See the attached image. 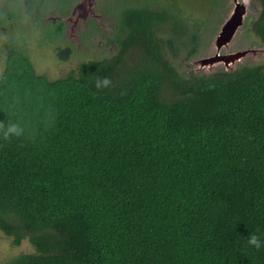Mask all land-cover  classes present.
<instances>
[{"label":"trees","instance_id":"16d2710c","mask_svg":"<svg viewBox=\"0 0 264 264\" xmlns=\"http://www.w3.org/2000/svg\"><path fill=\"white\" fill-rule=\"evenodd\" d=\"M122 15L116 50L63 76L5 60L0 125L24 134L0 137V229L33 249L5 264H264V63L195 70L197 34L183 55L164 14Z\"/></svg>","mask_w":264,"mask_h":264},{"label":"rangeland","instance_id":"374dc122","mask_svg":"<svg viewBox=\"0 0 264 264\" xmlns=\"http://www.w3.org/2000/svg\"><path fill=\"white\" fill-rule=\"evenodd\" d=\"M174 1L178 6V10L175 13L180 19L181 25L177 21L176 15H174L173 23L169 22L167 24H163L161 26V30L157 32V35L164 39L169 38L171 34L176 37L180 36V41L187 45L186 47L181 48L182 51L180 50L183 55H185L187 50L192 47L190 34L195 33L200 37L199 48L196 51L197 53L191 57L190 65L188 62H185V66H191L195 70H203L206 73H211L220 68L232 70L248 64L264 63V44L253 29V23L258 18L261 11V4L258 0H248L247 5L249 10L244 19L243 25L238 29L236 35L231 41L229 45L230 49L223 47L220 53L231 54L239 50L247 49H256L257 52L255 54H247V56L235 64L231 63L229 69L223 63L214 65L211 68H199V66L195 64V61L212 56L217 51L215 45L216 36H212L215 32L219 33L222 25L218 28L216 19H213L206 24L209 18L213 15V5L211 0ZM231 6V9L227 12L225 22L229 19L234 9V3ZM81 8H83V10ZM88 8H91V13H88ZM100 10L102 9L97 7L92 0H82V4H77L68 18L69 27L66 29L65 38V40L72 46L73 54L67 60L59 58L57 50L59 47L64 46V44H60L62 42H59L54 45L52 52L32 56L37 70L39 72L46 73L50 78L55 79L65 75L68 71L75 69L81 61L88 59H100L104 56L110 55L109 52L111 50L114 52L116 45H111L110 38L108 36L115 33L117 27L114 22L117 23V19L113 16L109 18L103 16V14L107 11L106 8H104L103 14ZM87 14H92L93 16L89 17L93 18V21H95L93 28L91 24L92 21H87L89 19L86 17ZM181 26L186 29L188 33L179 32L177 29L181 28ZM84 32L93 33V37L91 38L92 40L86 42V34ZM49 48L50 46L48 45L45 49ZM171 54L172 53L169 52V55ZM174 59L176 60V56ZM32 250L33 249L27 240H24L18 246L14 245L12 237L7 236L0 229V264H5L11 258L18 256L19 254L30 253Z\"/></svg>","mask_w":264,"mask_h":264},{"label":"flooded vegetation","instance_id":"af4514ba","mask_svg":"<svg viewBox=\"0 0 264 264\" xmlns=\"http://www.w3.org/2000/svg\"><path fill=\"white\" fill-rule=\"evenodd\" d=\"M92 1L97 7L102 9L100 10L102 14L104 8L107 9L105 13L108 14L104 13L103 16L108 18L113 16L117 19V23L114 22L117 27L115 33H120L118 30L119 27H126L125 23H123L124 17L122 15L124 9L145 8L146 10L164 14L165 17L163 18L165 19L158 23V26L156 27V35L157 32L161 30L163 24L169 22L173 23L174 15H176L177 21H180L175 13L178 10V6L174 0ZM258 1L261 4L260 0ZM211 2L213 5V15L209 18L206 24L213 19H216L218 28H220V26H223L225 23L227 18L226 15L228 10L231 9V5L234 3V8L236 2H242L247 5L248 0H211ZM77 4H82V0H0V74L3 71L6 58L14 51L28 53L32 59V56L52 52L54 45L62 42L60 44H64V46L71 50L70 58L73 54V48L65 40L66 29L69 27L68 18ZM90 9L91 8H88V13L90 12ZM247 10H249L248 5ZM86 17L88 19L93 16L92 14H87ZM90 20L92 21L91 24L93 28L95 21H93V18H89L87 21L90 22ZM84 33L86 34V42L92 40L93 33ZM217 34L218 33L215 32L212 37L217 36ZM113 35H109L108 37L110 38ZM48 45L50 48L45 49ZM111 45L113 46L115 44ZM110 52H112V50ZM61 59L63 60V58ZM33 63L35 65L34 61Z\"/></svg>","mask_w":264,"mask_h":264},{"label":"water","instance_id":"95a60500","mask_svg":"<svg viewBox=\"0 0 264 264\" xmlns=\"http://www.w3.org/2000/svg\"><path fill=\"white\" fill-rule=\"evenodd\" d=\"M81 9L83 10V8ZM247 12V5L245 3L236 2L235 8L233 9L229 19L223 24L219 33L216 36V53L212 56L201 58L195 61V64H197L199 68H211L214 65L223 63L229 69L231 63L235 64L236 62L240 61L242 58L247 56V54H255L257 52L256 49H247L239 50L231 54L220 53L223 47H227L230 49L229 45L233 40L234 36L236 35L238 29L243 25Z\"/></svg>","mask_w":264,"mask_h":264},{"label":"clouds","instance_id":"9594fccd","mask_svg":"<svg viewBox=\"0 0 264 264\" xmlns=\"http://www.w3.org/2000/svg\"><path fill=\"white\" fill-rule=\"evenodd\" d=\"M111 81L108 78L98 79L96 86L100 87H109ZM24 134V128L21 124L9 121L6 125H0V137L3 139L18 138ZM248 243L252 246L260 248L264 246V242L254 233L248 237Z\"/></svg>","mask_w":264,"mask_h":264},{"label":"bare ground","instance_id":"6f19581e","mask_svg":"<svg viewBox=\"0 0 264 264\" xmlns=\"http://www.w3.org/2000/svg\"><path fill=\"white\" fill-rule=\"evenodd\" d=\"M93 44V43H92ZM122 47V46H121ZM257 48V47H256ZM56 55V54H55ZM227 85V84H226Z\"/></svg>","mask_w":264,"mask_h":264}]
</instances>
